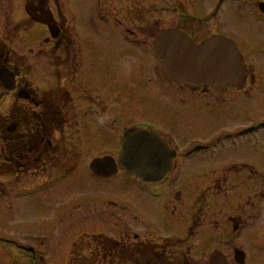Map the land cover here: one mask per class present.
I'll return each mask as SVG.
<instances>
[{
	"label": "rangeland",
	"instance_id": "1",
	"mask_svg": "<svg viewBox=\"0 0 264 264\" xmlns=\"http://www.w3.org/2000/svg\"><path fill=\"white\" fill-rule=\"evenodd\" d=\"M63 1V4H65L64 14L67 16V18H69L68 22L70 26V32L72 29L73 35H75L76 32L81 53L83 54L81 64H79L81 71L78 70L79 75L77 76V80L79 82L81 81L80 84L91 88L93 85L101 92H108L112 87V84L117 83V87H115L117 91H121V89H125L123 91L134 89L136 90L135 92L139 94L128 102H126L127 100L125 92H123V94L118 97L117 104H115V107L112 111L113 121L111 124L106 125V130L111 131L115 136H117L116 133L120 134L121 136L122 125L128 128L134 124L137 125L143 121H148L152 122L156 129H158V131L161 133L170 134L171 139L178 145L186 147L194 142L204 144L218 135L229 134V132L238 129L249 122L264 119V102L257 101L255 97L251 100V98L249 99L244 96L242 97L240 95H235L236 97L232 98L228 104L231 108L226 111L217 110L223 107L216 108L214 105H212V107L208 106L205 104L207 102L204 101L202 102L204 108L201 109L198 105H196V110L189 114L190 125L186 126L182 130L181 125L177 121L180 115V110L174 107L173 104H184L187 102V99L184 100L179 99L178 97L172 98L171 96H162L163 103L168 104L167 106L169 111H166L164 108H162L160 104L161 100L159 102L154 100L155 97L161 98L158 95L159 87L155 83V80H159L160 76L158 73L159 70H157L158 68L155 69V65L159 66L158 60L149 59L151 58L150 56L140 54L135 48L132 50L131 48L125 47L124 43L121 41L119 32L122 31L123 33L127 34L129 36L128 39H134L135 41H139V43H146L143 48L146 46L150 47L151 41L149 40L154 35V33H157L162 28L176 27L177 21H180V19L183 24V18L180 17L177 19L176 15L170 12H165L162 18L165 22H162L161 24L156 22L154 18H161L162 16L159 14L161 13V9L154 7V10L152 11L151 7L153 4L159 5V0ZM216 1L217 0L201 1L202 7L200 8L201 10L197 14V17H200L204 14H206V16H210L214 10ZM98 3H102V6H104V14L106 16H110L112 21L107 19L105 21H102V19L100 20L99 12L97 10ZM20 4L21 2L19 1V3L9 5V7L13 8V10L15 9L16 12L12 11L14 13L12 14L11 12V14H9L7 11L5 13L6 16H3L5 24L8 23L10 25H14L15 21L19 20V18H14V14L17 13L18 6ZM227 5L228 4L223 5V7L220 9L218 18L223 20L222 28L224 31L228 32L232 36H238V29L235 25V19L232 17L231 13H227L230 11V8ZM114 18L116 20H113ZM127 18L130 20L123 21L126 22V24H119V22H122L121 20H125ZM184 19L186 20V18ZM185 23L186 24L184 28L187 31L189 30V26H192V28L195 30L198 27L200 29L202 27L201 24L194 21L188 22L186 20ZM128 31L136 34L137 37L133 34H128ZM22 32L23 31L19 32V34ZM202 32H204V30H201V33ZM21 35L22 37H20V42L13 45L12 47L19 51L20 55L26 59V68L29 67L30 63L32 64V62L43 58L47 65L52 68L53 75L60 76V74H65L64 68H59V70L53 69V53L51 54V49H46L47 46L44 47L41 45L45 43L47 38V33L43 26L36 24L26 34ZM74 37L76 38V35ZM135 43L140 45L138 42ZM25 48L27 49L24 50ZM124 48L130 49L131 53L128 54V50H125L124 52L121 51ZM78 49L79 46L75 45V52L73 53L75 54V57ZM22 50L24 51L22 52ZM38 50H40V52L36 53ZM47 65L43 60L38 61L35 63V65H33L32 78L34 84H32L31 76H29V74V78L27 77V80L29 79L30 81L29 86L32 88V90L35 89L33 85L42 90L44 88L46 89L48 86H55L58 83L62 84L61 82H58L56 78H54ZM60 71H62V73H60ZM73 71H71V73ZM155 76L157 77L156 79ZM151 78H153V81ZM123 83L126 84L123 85ZM171 89L173 88L170 87L169 90ZM146 92L149 94V96H146ZM233 101L238 102L239 104L237 107L241 108H234L236 106H231ZM227 103L228 99H226V104ZM73 106L75 110L83 109V105L78 106L75 101ZM171 106L174 107L175 110ZM0 108H2V104H0ZM81 123L82 120H80V124ZM68 132L69 131L66 130V134ZM53 138L58 139L59 136L53 135ZM244 144L245 145L241 147L245 153L242 154L241 158L234 154H227L223 157H220L221 160H225L226 163L229 164L238 160L243 161L246 165L255 163V161L258 160L260 148L254 146L252 147L247 143ZM114 145L117 148V144L114 143ZM109 146H111V144L108 141L100 140L95 136L93 137L89 134H86L84 139V148L81 150V154H79L80 159H78V162L76 163L77 168L74 171V174L69 177L71 179L66 180V184H72L73 179L84 182L86 186L87 184L91 183L96 184L98 185V188L95 186L92 187L95 189V194L103 199V201H101L102 203L110 204L112 202H118V204H121L125 208L126 212H124V209L120 205L115 207L110 206V210L112 211V230L110 231L109 228H106L109 230V234L112 235V242L120 241V245L125 248L130 244L133 235L138 233V239L141 242H147L150 244L158 243L159 245L161 244L158 246L161 248H163L162 246H173V243H175L177 239H173L172 237H181L182 232H186L185 230L187 229L189 223V216L192 220V227L197 226L195 230L198 228H200V230H206L208 228V220L205 214L206 210H204L205 200L197 199V203H202L204 208L197 207V204L194 208V203L190 202L189 200L192 198V195L194 198L197 194L199 195L208 193L210 185L208 178L211 176H222V169L219 167L210 168L207 170L208 178L204 182L199 181L197 179V176H199L198 168L203 167L202 171L205 172L207 168H205L206 163L209 161H202L200 156L197 155L193 157L192 160L186 162V169H182L180 172L183 175L186 173L187 178L181 179L180 176H182V174H177V176H175L172 181L170 180L169 183H165L162 187L157 189L160 191L162 188H164L162 191H160V196L158 198H152L148 195L147 191L143 190L141 187L139 188L135 183H133L132 180L129 179L130 177H128L121 170L117 172L116 176L112 178L109 183L94 182V178L89 175L90 173L88 172V164L93 158L105 153H112V155H116L118 150L113 145L110 152L105 150ZM60 155L61 154H58V156ZM74 157L75 154L69 152L66 161H70L69 164H71V162L74 163ZM64 161L65 158H59L57 163L60 164ZM235 169L236 168H232L231 171H235ZM30 171L33 170L30 169ZM50 171L34 176H23L19 179H15V182L12 179L15 177H12L14 172L10 175V177L7 176V179L4 177L3 187H1L4 188L2 192L3 195H0V211L2 212L1 209H3V207L8 208V210L5 211L8 212L7 214H9V217L6 214L4 217L0 218L1 221L4 220L3 223L0 222V234L2 233L0 235V240L1 245L4 248L3 249L0 247V263L6 262L5 256L11 252V246L14 239L18 235L19 228L22 229L28 227V229L20 231L21 235L30 237V239H32L36 245H39L40 247L42 245L49 244L51 241L62 238V236L69 235L70 231L67 229L63 230V227H61L63 225H60L63 224L64 218L68 219V214L61 215L62 218L55 217L52 219L51 213L54 209V205L51 204L50 200H45L47 194L51 191H43L37 196L23 199H19L13 195V193H15L14 191L18 189H29L39 181L42 182H39L38 185L43 182L48 184L50 182L57 181L58 179L55 178L57 175H54L57 171L52 173V177L49 175L44 179L43 176H47ZM243 174L247 175V170H244ZM17 175L19 176V174ZM227 175L232 177L231 173H228ZM196 180L197 182H200V184L195 183L194 185H190L192 181L195 182ZM13 186H16L17 188H13ZM238 189H241V186H238ZM178 192L183 194V196H181V201H178L180 196ZM236 192V184L232 185V181L230 179L229 183L226 186L222 185V188L218 190L216 194L219 195L220 199H223L226 198V196L223 194L227 193L228 195H231ZM176 193L178 194L175 196ZM29 203H35L31 211L22 210L20 215H18L17 212L20 210V208H22L23 205ZM83 203L84 202H81V207H83ZM88 207L90 208V206ZM101 208L105 207L100 205L99 212L97 213H100L99 218H105L108 212L105 211L106 209L101 211ZM78 209L75 212H77ZM194 210H197L196 214L194 213ZM85 213L89 214L90 210L86 208ZM54 216H56V214ZM115 218L116 220H114ZM60 219L61 222H59ZM57 224L60 225V228L56 227ZM101 224L102 223L99 222L94 226L92 225L88 228V231H104L105 226ZM123 226H126V228L123 229ZM192 232L194 233V231ZM79 234L81 235V232H73L71 238H68L67 241L70 239H75ZM191 234L192 233H190V235ZM209 234L211 240L218 239V236L213 232H210ZM195 241L196 247L194 248L197 249L196 251L199 254H203L207 251V249L212 247L208 241L207 233H202L200 236L198 234ZM241 243L243 244L248 255L246 264H260L259 257L264 253V247H253L251 238L248 236V234L243 236ZM63 249H65V247ZM173 249H176V246L173 247ZM180 249L181 251L179 252V255H174L176 262L175 264L204 263L208 255L206 254V256L201 259V262L197 263L192 261L191 257L189 261L186 259L189 257L187 252L188 248L186 246L183 245ZM172 252H177V249L172 250ZM185 259L186 261L184 262ZM49 264H66V260L64 258L58 257L56 259L50 260ZM112 264L117 263L112 262Z\"/></svg>",
	"mask_w": 264,
	"mask_h": 264
},
{
	"label": "flooded vegetation",
	"instance_id": "2",
	"mask_svg": "<svg viewBox=\"0 0 264 264\" xmlns=\"http://www.w3.org/2000/svg\"><path fill=\"white\" fill-rule=\"evenodd\" d=\"M17 13L14 14V25L5 24L4 17L8 11L11 14L12 11L16 12L15 9L10 8V4L19 3ZM201 1L203 0H159V5L152 7H159L161 9V18L165 12H170L176 15L178 18H183V24L177 21V26H181L193 43L198 44L204 39L210 37H220L230 39L235 43L239 54L242 58L243 67V78L242 83H237L236 86L224 85L220 90L214 88L202 87L196 91L186 89L182 85L166 84L165 81L158 80V94L161 98H157L156 101H160L161 107L166 111L168 110V104L163 103V97L171 96L172 98L178 97L179 99H187L184 104L178 105L174 103L173 106L180 110V115L177 119L182 127V130L190 125L189 114L196 110V105L199 108H204L202 102L208 106L214 105L219 108L217 110L226 111L230 109L228 105L235 95L244 96L251 98L255 97L257 101L264 102V0H217L214 7L213 13L210 16L206 14L197 17L202 7ZM60 0H0V67H6L10 70L18 72V78L16 87H20V80L22 76L19 71L17 54L14 52L16 49L10 47L9 44L18 43V35L20 25L27 20L38 21L42 25H55L58 28L57 36L53 40H48L51 45V54L54 56H60L63 68L67 66L66 63H75V50L72 47V35L70 34L69 27L67 26V20L62 14V6L59 4ZM152 4V3H151ZM228 4L232 17L235 19V25L238 29V36H232L222 28V21L219 19V11L223 5ZM161 5V6H160ZM5 8V10H4ZM9 9V10H8ZM12 12V14L14 13ZM226 12V11H225ZM19 13V14H18ZM23 13V18H20V14ZM189 22H198L201 24V29L198 27L196 30L189 26L187 31L185 27V19ZM163 21V19H162ZM242 23H241V22ZM201 30L204 32L201 33ZM128 34H136L129 32ZM17 35V36H16ZM137 37V36H136ZM6 38V39H5ZM5 40L9 42L5 43ZM78 51V50H77ZM71 57H73L71 59ZM13 65V66H12ZM14 67V68H13ZM64 72L68 76V69ZM64 77V85L60 91L63 95V99L67 102L77 101L81 106L83 105L82 113L83 119L86 122L84 131H93L99 124H103L102 120L106 122H112V87L108 92H101L99 89L92 85L91 87H85L80 84L78 80H73L69 77ZM166 85V86H165ZM171 88V90H169ZM179 90V91H178ZM136 90L130 89L127 101L133 99L139 95L135 92ZM146 96L149 94L146 92ZM253 96V97H252ZM31 100L27 105L19 103L18 100L13 99L12 108H8L9 113L4 116V119L0 118V188L3 187L4 177L7 179L13 173L12 178L15 179L23 177L22 174L30 175L35 173L36 168L33 171L31 167L33 163L39 162L44 153L48 149L43 151L36 149L32 150L34 145L39 143L41 146L47 145V147H55L57 149L64 148L66 145L61 141L54 142L44 138V135L52 136L53 124L52 120L54 114L46 111L45 102L46 98L43 94L37 95L32 94ZM226 99L228 103L226 104ZM51 100H53L51 98ZM248 102V101H246ZM53 101L50 102V109H52ZM239 103L233 101L231 106L237 107ZM107 105H109L107 107ZM172 107V106H171ZM172 107L174 110L175 108ZM100 122V123H99ZM99 123V124H98ZM264 126V119L255 120L248 124L239 127L238 129L229 132V134L218 135L216 138L211 139L205 144L194 142L186 147L178 145L173 141L168 133H161L156 129L152 122L153 127L157 133L166 142L168 147L176 153L187 154L196 147L205 152V157L209 161L206 163V170L213 167H219L222 169V176L209 177L208 172L206 173V179L209 180V192L205 202V214L209 222V227L218 229L220 231L221 245L228 250L230 249H244L241 239L245 234L251 238L252 246L264 247V151L261 150V142H264V128H260L259 125ZM49 126L46 133L43 129ZM251 127L252 132L250 135H239L240 131L245 128ZM39 135V137H36ZM41 137V138H40ZM229 137L230 144L225 145L221 149L217 146L216 149H212V142L214 139H226ZM46 142H51L50 146ZM243 143V144H242ZM244 143L250 146L259 147L260 152L258 154V160L252 165H246L243 161L238 160L233 163H226L225 160H221L227 154H234L238 157H242L245 151L242 150ZM214 150V151H213ZM30 153V156L24 157L25 152ZM33 152L36 153V157L33 156ZM209 166V167H208ZM232 168H236L235 171H231ZM247 170L248 176L243 174V171ZM231 173L232 177L227 174ZM19 174V176L17 175ZM172 177V176H171ZM170 177V178H171ZM232 181V185L236 184L237 192L231 195L227 193L223 194L226 198L220 199L219 195L216 194L218 190L222 188V185L226 186L229 181ZM77 180H73L72 184L67 185L66 181H58L55 183L52 191L47 194V201L50 200L51 204L54 205V215L56 218L61 215L68 214V219H63L62 229L69 230L71 232H82L83 235L78 236V240L71 242V253L68 258L74 259L78 254L77 259L84 261L89 259L93 262L100 260L102 263L112 264V238L110 242L102 245H96V235H85L89 227L94 226L96 223H102L106 226L108 222L109 229L112 230V211L108 212L106 218H99V206L103 207L106 204L101 203V200L94 190L90 186H86ZM217 185V187H216ZM241 186V189H238ZM13 188H17L13 186ZM4 188L0 189V195H3ZM20 189L14 191L17 192ZM1 195V196H2ZM3 198V197H2ZM3 200V199H2ZM81 202L83 207H81ZM197 198L193 199L194 208L203 207L202 204L197 203ZM9 204V203H8ZM35 203L25 204L17 212L20 215L21 211H31ZM104 204V205H103ZM80 206V207H79ZM90 206V208L88 207ZM79 207V209H78ZM89 209L90 213L86 214L85 209ZM78 209L77 212H75ZM109 209V208H108ZM0 218L4 217L8 212V208L1 209ZM197 212V210H194ZM75 212V213H74ZM72 214V215H70ZM196 214V213H195ZM61 222V219L59 220ZM28 227L19 228L18 235L14 239L11 252L6 254V262L0 264H40L46 263L47 260L57 257L62 247L59 240L50 243L48 246L41 250L36 247L35 242L21 235L20 231L26 230ZM32 229V227H31ZM93 231V230H92ZM2 234V233H1ZM0 234V235H1ZM232 238V240H229ZM1 239V238H0ZM236 240H238L236 242ZM130 243H136L131 241ZM178 244H183L182 241H177ZM143 246H146L142 243ZM0 247L1 245L0 240ZM133 246L130 245L127 248V253L132 255ZM245 250V249H244ZM225 255L227 251L224 250ZM163 255L167 256L168 260L172 264L176 263L174 255L171 251L166 252L163 250L159 252L158 248L153 247L150 252V256ZM87 257V258H86ZM149 256L146 255V258ZM178 257V256H177ZM227 256L228 264H235L232 256ZM260 264H264V253L259 257ZM114 260L116 258H113ZM248 255L245 252V256L242 264H246ZM177 260V258H176Z\"/></svg>",
	"mask_w": 264,
	"mask_h": 264
},
{
	"label": "water",
	"instance_id": "3",
	"mask_svg": "<svg viewBox=\"0 0 264 264\" xmlns=\"http://www.w3.org/2000/svg\"><path fill=\"white\" fill-rule=\"evenodd\" d=\"M154 40L153 52L162 59L160 69L165 80L191 87L212 85L218 88L233 85L241 76V61L231 42L207 40L195 47L177 30H165ZM0 78L5 81L4 88H13V77L5 69H0ZM25 96L23 93L20 95ZM119 153L120 166L147 186L157 185L166 178L173 158V153L167 151L164 143L146 130L125 134ZM90 169L99 176L115 172L110 158L94 160ZM216 256L212 257V264H221ZM152 264L157 263L153 261Z\"/></svg>",
	"mask_w": 264,
	"mask_h": 264
}]
</instances>
